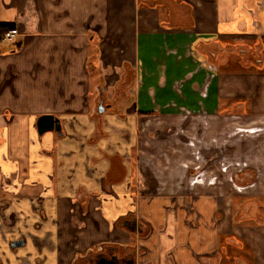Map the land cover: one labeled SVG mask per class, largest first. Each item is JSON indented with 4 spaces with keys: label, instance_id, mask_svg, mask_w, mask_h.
<instances>
[{
    "label": "crops",
    "instance_id": "crops-1",
    "mask_svg": "<svg viewBox=\"0 0 264 264\" xmlns=\"http://www.w3.org/2000/svg\"><path fill=\"white\" fill-rule=\"evenodd\" d=\"M0 25V264H264V69L217 60L264 44V0H0Z\"/></svg>",
    "mask_w": 264,
    "mask_h": 264
},
{
    "label": "rangeland",
    "instance_id": "rangeland-1",
    "mask_svg": "<svg viewBox=\"0 0 264 264\" xmlns=\"http://www.w3.org/2000/svg\"><path fill=\"white\" fill-rule=\"evenodd\" d=\"M229 47H226L224 52L221 54V58H218L219 64L224 67V69H229V70H239L241 69L243 73H246L248 71H263L262 69L256 70V69H251L249 68V65H245V63L252 64L251 65H261L263 66L264 69V44L262 42H258L254 45L252 43L249 44L247 47H242L241 43L237 42H232V44H229ZM237 67V68H236ZM223 70V69H222ZM240 70V72H242ZM205 153V152H204ZM197 164L192 165V170L195 169ZM201 169V168H200ZM197 171V169H195ZM240 182L243 180H239ZM250 208V207H249ZM231 247L229 246L228 249H224V251L228 252L226 254V257H233V254H240L242 252V249H240V246ZM238 247V248H237ZM225 258V257H224ZM214 261V260H213ZM227 264L228 261L226 262L225 259L222 258V261L215 262V264ZM85 264V263H84ZM228 264H238V261L234 259V261L230 262ZM248 264H250V261H248Z\"/></svg>",
    "mask_w": 264,
    "mask_h": 264
},
{
    "label": "water",
    "instance_id": "water-1",
    "mask_svg": "<svg viewBox=\"0 0 264 264\" xmlns=\"http://www.w3.org/2000/svg\"><path fill=\"white\" fill-rule=\"evenodd\" d=\"M101 103L99 104L100 112H103L104 108H101ZM103 107V106H102ZM37 129L39 133H44L46 131H55L58 134L61 133V122L60 120L53 116V115H42L38 118L37 120ZM110 264H115L114 262L111 261Z\"/></svg>",
    "mask_w": 264,
    "mask_h": 264
},
{
    "label": "flooded vegetation",
    "instance_id": "flooded-vegetation-1",
    "mask_svg": "<svg viewBox=\"0 0 264 264\" xmlns=\"http://www.w3.org/2000/svg\"><path fill=\"white\" fill-rule=\"evenodd\" d=\"M101 104H102L101 105V108H104V110H103V113H104V111L106 110V106L105 105L107 103H101ZM98 109H99L98 111L100 112V108H98ZM100 113H102V112H100ZM61 133H62V131H61ZM95 135H97V134L95 133ZM111 261L114 262L115 264H129L128 262H122V261L118 260V258L115 255H112V254H102V253L99 254V255H97V256H95L89 262L85 261V264H110Z\"/></svg>",
    "mask_w": 264,
    "mask_h": 264
},
{
    "label": "built area",
    "instance_id": "built-area-1",
    "mask_svg": "<svg viewBox=\"0 0 264 264\" xmlns=\"http://www.w3.org/2000/svg\"><path fill=\"white\" fill-rule=\"evenodd\" d=\"M16 34H18V29L15 27L11 28L4 33V35L2 36V40L10 41ZM199 167H200V164H197L195 169H198ZM198 181H199V179H198V173H197L195 179L192 182L194 183V182H198ZM1 190H2V185L0 183V193H1Z\"/></svg>",
    "mask_w": 264,
    "mask_h": 264
},
{
    "label": "trees",
    "instance_id": "trees-1",
    "mask_svg": "<svg viewBox=\"0 0 264 264\" xmlns=\"http://www.w3.org/2000/svg\"><path fill=\"white\" fill-rule=\"evenodd\" d=\"M14 25H6V26H1L0 25V29H2V30H0V39H1V37L4 35V33L7 31V30H9V29H11V28H14L13 27Z\"/></svg>",
    "mask_w": 264,
    "mask_h": 264
}]
</instances>
